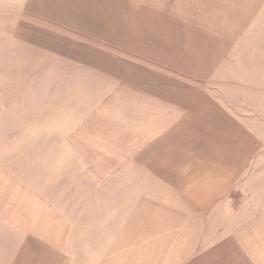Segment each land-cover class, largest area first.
Segmentation results:
<instances>
[{
  "label": "crops",
  "instance_id": "obj_1",
  "mask_svg": "<svg viewBox=\"0 0 264 264\" xmlns=\"http://www.w3.org/2000/svg\"><path fill=\"white\" fill-rule=\"evenodd\" d=\"M0 8L34 67L0 104V264H264V0Z\"/></svg>",
  "mask_w": 264,
  "mask_h": 264
},
{
  "label": "rangeland",
  "instance_id": "obj_2",
  "mask_svg": "<svg viewBox=\"0 0 264 264\" xmlns=\"http://www.w3.org/2000/svg\"><path fill=\"white\" fill-rule=\"evenodd\" d=\"M7 2V1H6ZM8 8H0L1 12V19L3 17H6V15L9 13ZM6 20V19H4ZM3 21V19H2ZM6 24V23H5ZM2 31L6 30L7 27H5L3 24L0 28ZM21 36H24V34H21ZM0 104H7L9 100H11V97H16L18 92H23L26 89H28L31 85V83H29L26 79H28V75H30L33 72V68L30 65H26V58L22 55V53L20 51H16V50H12L9 40H8V35L7 34H0ZM10 46V48H9ZM21 53V54H20ZM20 54V56H19ZM20 63V64H19ZM34 87L38 90H46L49 89L50 85L47 82H35L34 83ZM37 98V100H40V94H38V96H34ZM89 99V98H87ZM63 100L62 102H60V106H73L71 107L72 111L73 110H77V108L80 110L81 107H77L82 106L81 104H78L77 102H73L74 99H65V98H60V101ZM78 100V99H76ZM58 101V100H57ZM57 101L54 99L52 101V104H50L49 102L46 103V100L43 103H40V106H43L45 103V105L43 107H41L40 111L37 113L39 114L42 111V108L48 107L49 108H54L55 107V103H57ZM88 104V103H85ZM67 105V106H66ZM52 106V107H51ZM6 115H2V121L4 122L6 121L5 119ZM4 124L2 123L0 125L1 130H0V138H1V166L4 169H8V166L10 165L9 163V157L7 155L8 153V145H7V138L9 137L10 131L8 129H4ZM7 160V162H4V160ZM23 163V162H22ZM55 165V164H54ZM9 170V169H8ZM72 172L70 171V173L68 175H70V177H66L63 181L64 186H68L71 188H76V176H71ZM47 176L46 173L43 174H39V177L41 179H44ZM12 179V178H11ZM15 180V179H13ZM18 181H23L24 179H19V177L16 179ZM60 183V182H59ZM14 186V183L12 180H10L7 177L4 176H0V202L2 203V205L6 206L5 208L9 207L10 210L15 208L13 206V203L15 202V200L13 199L14 197V193H15V189L12 187ZM67 187V188H68ZM66 188V189H67ZM70 188V189H71ZM67 189V191L69 190V192H67L65 195H69L71 194V190ZM74 195V194H73ZM23 202V199H22ZM21 205L19 202L17 203V205ZM17 205H15L17 208V211H23L24 212V208H19ZM60 207H62V210L64 212H67L68 215H70L69 212H71L68 209H63L64 205H61L60 202H58V204ZM3 212H8L6 210H4ZM19 213V212H18ZM76 219V217H75ZM0 247H2V244L0 245Z\"/></svg>",
  "mask_w": 264,
  "mask_h": 264
}]
</instances>
